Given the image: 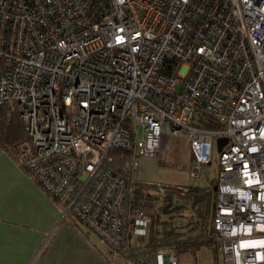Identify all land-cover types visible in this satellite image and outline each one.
<instances>
[{"label":"built area","instance_id":"1","mask_svg":"<svg viewBox=\"0 0 264 264\" xmlns=\"http://www.w3.org/2000/svg\"><path fill=\"white\" fill-rule=\"evenodd\" d=\"M0 107L25 138L17 165L113 251L179 264L133 244L151 217L110 151L158 159L185 137L196 179L216 158L212 230L221 264H264V0H0ZM204 117L219 128L209 129ZM183 196L186 185L149 183Z\"/></svg>","mask_w":264,"mask_h":264},{"label":"crops","instance_id":"2","mask_svg":"<svg viewBox=\"0 0 264 264\" xmlns=\"http://www.w3.org/2000/svg\"><path fill=\"white\" fill-rule=\"evenodd\" d=\"M152 162L151 158H142L141 168ZM144 174L134 172L133 179L149 184L151 180ZM148 236L132 242L146 246ZM215 255L201 248L195 254L177 256L179 264H218ZM0 264L137 263L110 250L85 225L65 215L0 146Z\"/></svg>","mask_w":264,"mask_h":264},{"label":"trees","instance_id":"3","mask_svg":"<svg viewBox=\"0 0 264 264\" xmlns=\"http://www.w3.org/2000/svg\"><path fill=\"white\" fill-rule=\"evenodd\" d=\"M209 129L219 128V124L210 117L201 119ZM25 138L24 126L17 114L8 117L3 107H0V146L14 158V147ZM119 165L122 175L128 180L133 191V207L151 217V230L146 247L151 250L169 248L176 255L184 253L195 254L201 248H208L216 255L219 247L218 237L212 230V214L216 203L215 182L210 181L207 187L190 184L188 192L183 196H160L152 193V186L136 182L127 165L131 159V153L125 149L110 151ZM129 163V162H128ZM196 207L198 222L189 226L187 232L175 231L169 224L175 218L173 212L185 208L186 203ZM181 202V203H180ZM160 213L169 215L162 220ZM172 213V214H171ZM158 227L160 229H158Z\"/></svg>","mask_w":264,"mask_h":264},{"label":"rangeland","instance_id":"4","mask_svg":"<svg viewBox=\"0 0 264 264\" xmlns=\"http://www.w3.org/2000/svg\"><path fill=\"white\" fill-rule=\"evenodd\" d=\"M215 143L216 142L214 138L211 153V164L202 165L199 176L196 179L189 177V170L193 163V158L190 153L189 144L185 137H170L167 139L166 145L168 146V150L163 153L162 157L156 160L152 159L153 162L144 168H141L140 162L142 158H139V166L135 170V173L137 171L146 173L143 175V177L147 178V180H151V182L147 183H162L170 185L195 184L207 187L210 183V180L216 182L218 175V168L216 166L218 150ZM183 203H186L185 208L180 209L177 212H173V214L176 216L172 220V223L169 224V228L173 227V230L175 231L187 232L189 226L198 222V216L196 207H192L189 201H183ZM168 216L169 215L167 214L160 213L162 220H166ZM158 229L160 228L158 227ZM221 257L222 256L219 253L217 256L215 255V259L217 260L218 264H221Z\"/></svg>","mask_w":264,"mask_h":264},{"label":"water","instance_id":"5","mask_svg":"<svg viewBox=\"0 0 264 264\" xmlns=\"http://www.w3.org/2000/svg\"><path fill=\"white\" fill-rule=\"evenodd\" d=\"M225 143H226L225 138L218 139L217 140V150L220 151Z\"/></svg>","mask_w":264,"mask_h":264},{"label":"bare ground","instance_id":"6","mask_svg":"<svg viewBox=\"0 0 264 264\" xmlns=\"http://www.w3.org/2000/svg\"><path fill=\"white\" fill-rule=\"evenodd\" d=\"M214 190H215V188H214ZM217 254H218V252H217Z\"/></svg>","mask_w":264,"mask_h":264}]
</instances>
